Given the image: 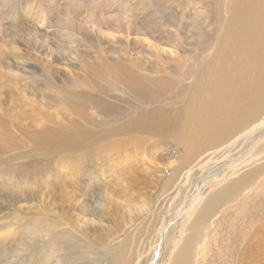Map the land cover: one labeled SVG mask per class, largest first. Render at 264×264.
Segmentation results:
<instances>
[{"label": "rangeland", "instance_id": "374dc122", "mask_svg": "<svg viewBox=\"0 0 264 264\" xmlns=\"http://www.w3.org/2000/svg\"><path fill=\"white\" fill-rule=\"evenodd\" d=\"M232 3L0 0V264H171L184 245L189 264H264L263 125L204 149V113L190 142L155 128L95 151L193 95Z\"/></svg>", "mask_w": 264, "mask_h": 264}, {"label": "bare ground", "instance_id": "6f19581e", "mask_svg": "<svg viewBox=\"0 0 264 264\" xmlns=\"http://www.w3.org/2000/svg\"><path fill=\"white\" fill-rule=\"evenodd\" d=\"M228 11L232 15L227 19L231 28L225 33V40L228 42L225 55L220 62H216L214 53L205 62L203 72L194 83L193 95L185 100L183 105L181 104L184 107L183 112H180L182 107L180 105L177 111L163 113L158 119L152 120L151 124L154 126H148L143 119L125 128L116 127L111 138L95 148L97 153L107 152L111 146L119 144L116 152L118 156L123 155L127 153L124 147H127V139L130 137L127 136L128 133H151L155 128L160 129L164 137L174 138L177 143L190 142L204 113V120H207L206 125L202 127V130L206 129V134H203L204 149L205 147L211 149L220 144L238 130H246L247 124L252 126L249 134L254 129H259L260 125L264 127V120L258 123L255 121L264 111V0H233L228 6ZM205 91L210 92L205 95ZM47 130L48 128L45 127L40 133L44 134ZM261 130L256 134L258 135ZM256 136L251 141H255ZM241 152L243 153V150ZM242 153H239L235 160ZM235 160H228L221 168L217 167L212 174L204 176L196 188V195H199L201 189L217 171L228 166L229 161L233 162L229 165L239 162ZM247 185L248 182L245 181L239 189L244 190ZM232 196L234 194H230L225 189L211 195L205 202L203 215L214 213V201L220 198L218 201L225 202L233 198ZM194 199L192 196L190 204ZM92 224L96 226V223ZM194 236L191 241L196 244L197 240H194ZM189 262L190 250L188 245H184L177 250L171 264H189Z\"/></svg>", "mask_w": 264, "mask_h": 264}]
</instances>
